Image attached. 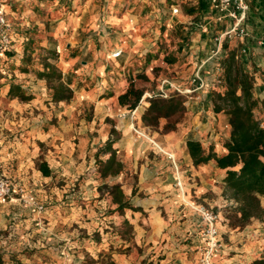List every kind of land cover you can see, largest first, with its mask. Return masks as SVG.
Listing matches in <instances>:
<instances>
[{
	"label": "crops",
	"instance_id": "crops-1",
	"mask_svg": "<svg viewBox=\"0 0 264 264\" xmlns=\"http://www.w3.org/2000/svg\"><path fill=\"white\" fill-rule=\"evenodd\" d=\"M112 1L109 8L119 9L125 3L123 0ZM157 1L152 2L154 8L149 11L158 18L155 23L160 27L166 23V27L173 28L174 33L183 31L178 34L179 38H171L172 46L169 49L165 47L163 54L160 50L157 55L156 50L154 54L145 56L150 45L145 32L149 24L141 16L147 12L146 6L139 8L135 14H122L120 18L111 15L107 21L116 27L125 24L128 37L113 48L119 49L120 54L110 57L111 63L115 65V69L110 72L115 79L107 73V77L114 81V87L107 94H102L107 89L105 85L100 84L86 91L79 86V82L73 81V75H65L67 72L64 70L73 66L80 56H84L87 47L90 48V45L85 46V41H81L76 46L81 55L72 56L75 51L72 48L60 55L63 63L60 69L62 80L75 93V102L50 101V97H46L48 92L41 86L44 80L38 79L39 87L29 89L33 95L31 100H16L15 105L20 111L19 120L15 121L18 129L0 123V156L5 173L15 185L33 193L45 206L43 212L39 213L18 197L0 204V250L3 264H61L56 246L62 240L63 248L71 253V258H63V264H84L85 259L90 258L93 259L91 264H99V254L109 251L110 245L115 246L118 242L123 243V250L109 251L114 264H141L142 261L144 264H194L193 258L188 256L203 241L200 231L205 223L193 206L202 204L219 214L226 206H237V202L225 193V169L217 167L214 160L199 166L193 165L186 148V140L194 139L204 146L210 144L217 154L225 151L223 142L228 138V115L224 112L214 113L211 109V92L223 88L214 85L213 80L218 75L216 64L225 55V49H221L217 56H211L210 50L216 45L215 37L225 30L228 22L225 19L222 22L214 19L209 0ZM174 7H178V12H173ZM252 8L256 11L255 24L248 23V20L247 26L249 33L258 38L260 33L254 32L252 26L258 28L256 24L263 19L259 5ZM92 9L85 8L83 11ZM94 10L91 13L93 19L98 16ZM83 16L84 12L77 17V32ZM201 17L207 19L206 24L191 21V18ZM96 23V20L92 22L93 25ZM246 48L249 50L248 46ZM80 61L81 67L75 70L77 74L84 70V63L87 64ZM152 62L154 66L160 67L159 77L166 72L183 89L195 87L191 79L196 72L204 82L202 90L185 94V105L190 110L191 118L189 128L183 133L149 130L141 122L143 109L139 104L134 122L128 114L120 115L127 112L128 108L118 103V95L131 83L137 87L136 78L143 73L151 74L149 65ZM105 69L106 64H102L97 71L100 76L105 73ZM102 82L106 84L107 80L103 79ZM259 83L255 84L254 95L262 99L264 84ZM83 99L91 101L94 106L93 116L88 119L75 116L74 110L77 104L82 105ZM51 107L49 113L56 117V125L41 128V123L46 119L41 109ZM24 111L27 116L23 118L21 114ZM60 139L63 141L58 143L60 145L55 144L56 150L43 154L42 159L37 158L42 153L37 143L54 144ZM107 140H113L117 160L125 167L118 174L101 177L96 160L105 161L109 152L97 156V150ZM41 162H45L48 167V175H43L39 169ZM63 174H67L69 183L76 181V185L93 196H86L84 201L53 196L58 190L54 191L57 188L51 180ZM132 174H137L135 184L130 180ZM127 175L129 177L126 179ZM104 184L107 191L99 195L98 189ZM113 184L120 185L121 201L130 206H138V209L127 208L128 213H115L118 202L110 192ZM141 190L149 193L148 196L138 195ZM106 207L113 210L110 211L111 215L102 211ZM145 209L149 210L147 216L142 214ZM107 223L112 227L102 230V227H107ZM126 224L133 229L128 238L126 234L120 235L122 226ZM91 229H101V235L95 240H85L80 236L85 230ZM225 231L228 238L224 250L217 258L218 264H253L255 260L264 262V217L251 218L241 229L222 230ZM131 234L140 251L130 247ZM126 247L130 248L126 250Z\"/></svg>",
	"mask_w": 264,
	"mask_h": 264
},
{
	"label": "rangeland",
	"instance_id": "rangeland-1",
	"mask_svg": "<svg viewBox=\"0 0 264 264\" xmlns=\"http://www.w3.org/2000/svg\"><path fill=\"white\" fill-rule=\"evenodd\" d=\"M125 3L122 5V8L115 9V8H109V4H113L112 0H0V7L3 8L5 11V14L7 16V20L9 23V29H8V37H9V48H13L15 55L13 57H10L9 55L2 53L0 54V123H6L12 127H16V130L18 129L17 124H15V121L19 120V113L20 111L17 109V105H15L16 100H19L18 98H12L7 95V88H8V81L12 80L13 82L19 83L20 85H24L22 87L26 93H30L29 89L30 87H39V81L38 78L33 72V69H42V59L44 56H50V51L55 52L56 55L52 56V62H55L57 68L61 69V58L60 55L63 54V52H66V50H69L70 48L75 49L73 51V55H81V51L77 50L76 46L81 43V41H85L86 45H90V48L87 47V50H85L84 56H80L77 61L71 66L70 68L64 70L65 75L71 74L73 75V81L79 82V86L84 87L86 91H89L90 89H93L95 86L98 87L100 84L101 86H106L107 89L102 94H107L109 90H111L114 87V81L109 79L107 75L109 74L112 78L115 79V76L111 74V70L115 69V65L111 63L112 52L114 51L113 48L116 44H119L123 42L124 39H126L128 36V33L125 28V24H120L118 27L112 25L109 21V16L111 15H117L119 18L122 16V14L125 13H131L135 14L139 11V8L142 6H146L147 12L143 14L141 17L143 19H146L148 21L149 27L145 31L146 36L148 39V43L150 44L148 47V51L145 52V56L154 54L157 50V55L159 54L160 50L163 54V49L166 47V49H169L172 46L173 41L171 38H179V33H183V31L179 32L176 31L175 34L173 28L168 29L166 27V23L163 26H159L158 23H155L158 19L157 17H154L153 12H149L150 10H153L152 2H156L157 0H123ZM167 3H170L169 0H167ZM185 2H189L188 0H183ZM117 2V0H116ZM172 2V1H171ZM157 4L158 1H157ZM5 5V6H2ZM169 6V4H167ZM157 6V5H156ZM254 6L251 4V8L248 13L249 21L248 23L252 22V24H255V9L252 8ZM36 8V9H35ZM85 8L92 9V11H96L98 13V16H96L94 19L91 17L92 11L85 10ZM115 10H117L115 12ZM84 12L83 16V22L81 23L80 27H78V32L76 28V22L78 20V16L81 15V13ZM149 12V13H148ZM195 18V17H194ZM191 18V21H196L198 24L201 25L206 24V20L204 18L200 19H194ZM263 19V17H262ZM96 20V24L93 25L92 22ZM228 21V20H226ZM258 28H255L252 26V29L254 32L261 34L263 29V21L261 23L258 22L256 24ZM168 29V30H167ZM250 36H253L251 38ZM168 39V40H166ZM77 40V41H76ZM80 40V41H79ZM29 42L30 46L32 48V51L30 52V62L26 64V67L28 68L27 72L20 71L19 66H24V62L21 61V57L23 55H28L27 52L23 49V44ZM111 42V43H110ZM106 44V46H105ZM169 44V45H168ZM225 44L226 48H236L237 53L239 55L240 60L243 62L244 66L250 70L251 72H254L256 79V83H259V85H263L264 83V45H259L257 43V38L254 34L249 33V35L243 39L238 38H232L230 40L225 39L222 41L221 49H223ZM245 44V45H244ZM244 45V47H243ZM71 46V47H70ZM248 46L249 50H247L246 47ZM213 48V47H211ZM242 48L245 50L242 51ZM79 49V48H78ZM70 53V52H69ZM147 54V55H146ZM110 55V56H109ZM162 56V55H161ZM223 57V55L220 57V59ZM63 58H65L66 62L68 61L65 55H63ZM219 59V60H220ZM83 60L86 63H84L82 71L80 73H75V70H77L79 67H81V61ZM218 60V62H219ZM102 64H106L105 73L100 76L97 72L98 69L101 67ZM150 72L151 74H142L139 78L137 77L136 83L137 87L141 88L144 92H156L159 87L161 86V80L163 78L171 79L170 74L168 73H162V76L159 77V71L160 67L154 66V63L152 62L150 65ZM71 71V72H70ZM92 73L94 75H92ZM108 73V74H107ZM116 73V72H115ZM64 75V76H65ZM63 76V77H64ZM116 77H118L116 73ZM78 78V79H77ZM106 79L107 83H103L102 80ZM44 80V79H43ZM64 81V80H63ZM43 85L47 94V98L51 97V91L47 87L46 81L44 80ZM255 88V87H254ZM172 92V90H168V94ZM142 93V95H143ZM141 95V98H142ZM185 97V94H182ZM102 96V95H101ZM140 98V100H141ZM259 98V97H258ZM186 99V97H185ZM260 99V98H259ZM264 99V98H262ZM47 99L46 101H48ZM76 97L75 93L73 92V96L69 100H64L67 103L75 102ZM78 100H82L79 98ZM82 105L77 104V109H75V116L77 117H84L85 119L90 118L93 116V103L91 101H88L86 99H83ZM51 101V99H50ZM25 102V101H23ZM53 102V101H52ZM139 105L142 107L143 111L148 105V98H144L141 102H139ZM48 107V105H47ZM187 107V106H186ZM53 107L49 109H41L43 112V115L46 119L43 120L41 123V128H51L52 126L56 125V117L52 116L49 111H51ZM139 108V110H142ZM47 113L45 114V112ZM254 114L256 118L260 121L261 125L264 126V104L262 107H259L254 111ZM22 117H26L27 114H25V111L23 114H21ZM43 117V116H42ZM190 118L191 113L190 110L187 108V112L185 114V118L182 120L181 124L178 125L177 129L172 132H179L183 133L185 132L189 126H190ZM13 121V123H11ZM133 122L135 119L132 120ZM151 131H156L159 133H165L162 132L160 128H150L146 126ZM15 130V131H16ZM17 133L20 132V130L16 131ZM63 140H59L57 142L51 143L46 142L36 145L39 147V152H42L37 156L38 159L43 158V154L47 153L48 151H54L56 150V145H60L58 143H62ZM77 140L75 139V148L77 149ZM106 142V141H105ZM105 142L103 143L102 147L97 150V156L103 155L100 151L104 147ZM1 144V143H0ZM202 144V143H201ZM114 144H112V148ZM210 144L203 145V147H208ZM115 149V148H114ZM116 150V149H115ZM1 158V156H0ZM117 158V156H116ZM2 160V159H1ZM96 167L98 168V161L96 160ZM140 164V162H138ZM3 164V161H2ZM37 164H39V161H37ZM125 166H123L124 168ZM122 168V169H123ZM67 174H63V176H59L58 178L51 180L55 187L54 191L58 190V192L53 193V196H62L64 198H70L78 201H84L85 197L88 196V198H91L93 194H89L84 188H82L80 185H76V181H72L69 183L66 177ZM129 176H126V179ZM78 180H80L78 178ZM131 183L135 184L137 182V174H132L130 176ZM93 191V190H92ZM107 191L106 185L102 186L100 189H98V194L102 195L104 192ZM87 193V194H86ZM227 194V197L229 198V194ZM33 194V193H32ZM95 194V192H94ZM149 193H147L144 190H141L138 195L141 197L148 196ZM34 195V194H33ZM35 196V195H34ZM36 201L40 203L38 198L35 196ZM90 200V199H88ZM261 202L264 204V197H261ZM42 204V203H40ZM43 205V209L39 212H43L45 206ZM202 205V204H198ZM205 206V205H204ZM132 207H138L132 205ZM206 207V206H205ZM145 212H142L144 216L149 215V210L145 209ZM102 211H106L108 213L107 215H111L112 213L110 211H113L109 208H104ZM117 214H121L123 212L128 213V209H124L122 211L116 209L115 210ZM217 212V211H216ZM218 213V212H217ZM219 214V213H218ZM238 215L235 213V207H229L226 206L225 210L219 214V232H220V241L222 243V249L216 256V261L218 256L221 254V252L225 248V241H227L228 233L227 231L222 232V230H227L228 228L232 229H241L242 227H238L233 225L235 222V219ZM123 223V222H122ZM107 227H102V230H109L112 225L107 223ZM111 225V226H110ZM247 225V224H246ZM110 227V228H109ZM96 229V227H94ZM205 227L200 231V236L203 239L200 245L194 248L192 251L193 253L189 255L188 257L193 258L194 264H199V256L201 251L203 250L206 240L203 235ZM101 230V229H100ZM96 230H90V231H84V233L80 236H83L85 240L88 239H97V236L101 235V231ZM133 233L132 227L128 226H122L121 234H126V238H128L129 233ZM123 237V236H121ZM132 240H131V246L135 248L137 251H140L139 246L135 245L133 240V234H131ZM118 239V238H117ZM117 239H115L117 241ZM128 241V239H126ZM58 246H56L58 249V255L61 257V264H63V258L69 259L71 258V253L67 248H63V240L62 242L57 243ZM130 247H126L125 249H129ZM64 249V250H63ZM121 251L123 250V243L118 242L115 244V246L110 245L109 251ZM109 251L102 252L99 254V264H114V262L111 260V253ZM150 255H155L154 253H150ZM101 256V257H100ZM86 262L84 264H91L93 259H85ZM141 264H144V261L141 262ZM218 264V263H217Z\"/></svg>",
	"mask_w": 264,
	"mask_h": 264
},
{
	"label": "trees",
	"instance_id": "trees-1",
	"mask_svg": "<svg viewBox=\"0 0 264 264\" xmlns=\"http://www.w3.org/2000/svg\"><path fill=\"white\" fill-rule=\"evenodd\" d=\"M36 9V8H35ZM184 9L187 6L184 4ZM225 55L219 60L222 68V90L214 89L211 92V109L214 113L224 112L228 115V138L223 142L225 151L217 154L213 146L203 147L199 140H186V148L195 166L214 160L215 165L225 169V188L229 198L237 202L235 213L238 215L233 225L242 227L250 222L251 218L264 217V126L256 118L254 111L264 104V99L254 95L256 77L240 60L236 48H226ZM28 55L20 56L24 66L20 71L27 72L26 64L30 62V43L23 44ZM5 54L13 57V48H7ZM51 57L44 56L42 69H33L32 72L46 81L51 91V101L69 100L73 96L72 88L62 80V73L52 62L55 52L50 51ZM169 62L170 59L167 58ZM7 95L21 101H29L32 94L26 93L19 83L8 81ZM143 90L133 83L118 95V103L125 105L129 110L135 108L140 101ZM185 97L172 91L167 97L159 95L148 98V105L142 112L141 122L150 128H160L162 132L175 131L185 118L187 107ZM113 140H107L101 153L109 152L105 161H98V172L101 177L118 174L123 165L116 158V150L112 148ZM39 169L43 175L49 174L45 162H41ZM110 192L118 202V210L123 208L138 209L121 201L122 191L119 184H113ZM3 254L0 250V264H3ZM253 264H264L262 260H255Z\"/></svg>",
	"mask_w": 264,
	"mask_h": 264
},
{
	"label": "built area",
	"instance_id": "built-area-1",
	"mask_svg": "<svg viewBox=\"0 0 264 264\" xmlns=\"http://www.w3.org/2000/svg\"><path fill=\"white\" fill-rule=\"evenodd\" d=\"M251 4L260 7V11L263 17V29L260 36L257 38V43L259 45H264V0H209V5L211 11L214 13V19L217 22H222L228 20V24L225 26V30L220 32L215 37L216 45L210 50L211 56H217L221 51L222 41L230 40L232 38L243 39L249 35V30L247 26V21L249 19L248 13L251 8ZM173 12H178V7L173 8ZM9 23L7 16L2 7H0V54L9 48V37H8ZM242 51H244L242 49ZM120 54V50L116 49L112 52V57H116ZM216 73L213 80V84L216 86H221L222 78L221 72L222 68L218 62L215 67ZM191 81L195 84L193 89H183L178 82L163 78L161 80V86L154 92H144L141 102L144 98H150L155 95L161 97L168 96V90L176 91L180 94H190L195 90H202L204 88V82L200 78V74L197 72L192 77ZM138 105L127 112L120 114L121 116L129 115L133 120L135 119ZM20 198L27 205H31L35 208L37 212L43 209V205L36 201L35 196L26 191L22 186L15 185L11 180L10 176L7 175L3 169L2 160L0 158V204L6 203L13 198ZM200 214L202 220L205 223V229L203 235L205 237L206 243L203 250L199 256V264H217L216 256L222 249V243L220 241L219 232V214L204 205L196 204L193 206Z\"/></svg>",
	"mask_w": 264,
	"mask_h": 264
}]
</instances>
